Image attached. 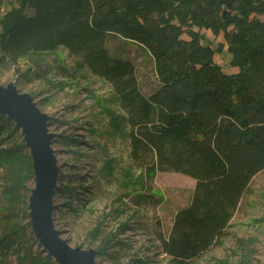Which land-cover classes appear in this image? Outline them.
Masks as SVG:
<instances>
[{"label":"trees","instance_id":"1","mask_svg":"<svg viewBox=\"0 0 264 264\" xmlns=\"http://www.w3.org/2000/svg\"><path fill=\"white\" fill-rule=\"evenodd\" d=\"M5 5L0 63L16 67L27 59L40 67L44 54L64 48L114 89L127 114L131 158L149 180L158 161L197 175L191 201L175 214L170 233L157 231L171 263H190L222 244L252 180L264 171V0H0V8ZM202 29L223 35L237 73L227 74L216 63L224 46L205 44ZM111 38L144 52L152 64L151 87L140 83L133 59L111 53ZM17 131L0 113L5 226L0 248L20 262L54 264L51 256L43 258L28 247L35 233L32 222L23 219H31L33 157L25 141L2 147ZM80 187L77 192L64 185L55 196L81 195L85 187ZM161 199L151 188L132 198L139 208L160 205ZM99 235L97 229L94 239ZM113 243L109 238L99 256L124 247Z\"/></svg>","mask_w":264,"mask_h":264},{"label":"rangeland","instance_id":"2","mask_svg":"<svg viewBox=\"0 0 264 264\" xmlns=\"http://www.w3.org/2000/svg\"><path fill=\"white\" fill-rule=\"evenodd\" d=\"M6 10L7 6H2L0 15ZM200 33L205 44L215 49L224 46L215 57L224 72L237 73L238 69L230 65L232 56L223 35L216 36L206 29ZM108 47L111 53H122L134 60L142 85L149 88L154 84L152 64L146 61L141 49L117 38H111ZM40 64V67L34 66L27 59L16 67L0 63V87L14 84L19 93L31 96L40 112L48 116L49 133L54 136L52 148L59 167L56 189L70 185L80 192V186L85 187L81 195L53 198L52 217L61 239L72 249L93 250L97 264H139L140 259L144 264H173L161 251L157 231L170 233L175 214L191 201L197 175L182 165L158 161L156 174L149 180L131 158L127 114L112 86L92 74L81 59L70 56L64 48L44 54ZM13 124L16 125L15 121ZM66 137L75 141H68ZM19 141H25L20 129L2 147ZM3 174L4 169L0 167V237L5 232ZM80 175V181L76 182ZM28 187L35 188L34 178ZM145 188H151L162 198L160 205L139 208L134 204L133 196ZM30 221L25 218L23 224ZM122 224L127 225L120 231ZM97 229L100 235L94 239ZM111 237L117 243L110 246H119L122 242L124 247L110 248L108 255L99 256L98 249ZM28 247L43 258L49 256L35 235ZM0 254L5 259L1 264H31L18 261L12 251L7 254L0 248ZM187 264H264V171L252 180L224 233L222 244Z\"/></svg>","mask_w":264,"mask_h":264},{"label":"water","instance_id":"3","mask_svg":"<svg viewBox=\"0 0 264 264\" xmlns=\"http://www.w3.org/2000/svg\"><path fill=\"white\" fill-rule=\"evenodd\" d=\"M0 113L15 121L33 157L35 188L29 199L35 236L49 256L59 264H97L93 250L72 249L56 230L52 213L58 181V160L52 148L48 116L42 114L33 98L17 91L14 84L0 87Z\"/></svg>","mask_w":264,"mask_h":264}]
</instances>
